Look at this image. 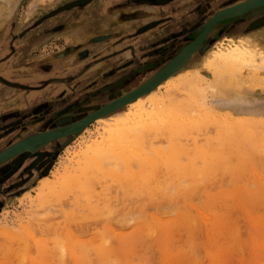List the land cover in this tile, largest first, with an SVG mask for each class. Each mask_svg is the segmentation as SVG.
<instances>
[{
  "label": "rangeland",
  "instance_id": "1",
  "mask_svg": "<svg viewBox=\"0 0 264 264\" xmlns=\"http://www.w3.org/2000/svg\"><path fill=\"white\" fill-rule=\"evenodd\" d=\"M13 1L12 6L0 14V153L27 138L69 129L142 87L179 56L185 45L195 40L199 27L216 11L241 2ZM191 15L193 23L183 22L173 27L174 21ZM248 23L239 33L250 35L252 43L248 45L264 53V26L251 30V22ZM223 33H213L214 36L187 60L185 70L176 71V79L197 72L211 79L212 75L203 68L204 58L215 38ZM148 67L153 69L139 77L138 73ZM262 74L263 80L256 82L257 78H253V74L250 78L246 72L238 78V85L228 84L226 79L228 86H222L215 79L216 91L207 88L204 97L205 111L200 107L199 113L196 108H193L195 114L192 110L189 113V119L197 120L199 128L195 122L191 123L195 126L175 139V143L193 148L195 139L202 145L205 138L216 136L212 119H232L260 124L262 129L259 126L251 131L255 133L254 146L264 148V70ZM130 80L134 83L128 85ZM161 90L159 94L166 95V89ZM184 94L179 98H185ZM127 107L126 104L117 112H126ZM207 115L210 116L204 117ZM98 128V123L92 122L78 135L37 144L0 164V264H62L57 258L59 245L61 250L64 248L60 252H65L63 264H75L76 257L84 264H264V149L257 150L259 156L255 154L256 163L250 161V170L246 166L237 170L239 163L234 158L233 169L215 173L203 182L191 176L178 179L175 174L165 173L159 178L160 182L166 179L165 189L156 187L153 194L128 186L125 189L115 178L110 179L108 173L94 169L90 172L95 182L90 181L87 192L80 194L70 190L66 194L64 191L58 200L50 199L42 205L39 181H56L53 172L63 170L71 160H78L77 156L86 151V144L91 145L92 140L103 141L97 136ZM150 134L145 148L150 157L157 160L153 149L168 152L174 134L160 129ZM241 139L243 146L246 145L242 149L250 151L249 140ZM189 160L187 155L181 157L184 165ZM110 163L103 164L104 171L114 169L121 176L125 173L123 164ZM131 164L132 173H142L145 169L137 159L131 160ZM195 166L202 167V160H196ZM161 171L156 173L160 175ZM157 174L149 175L152 176L149 182L154 177L150 183L152 188L157 184ZM205 177L207 175L203 179ZM182 189H188L183 196ZM117 197L121 213L107 219L106 210L111 206L114 209ZM221 197L222 200L232 197L225 200L233 203L220 201ZM250 197L256 200H248ZM241 201L247 203L241 204ZM96 206L102 210L97 216L93 208ZM70 214L77 218L69 219ZM16 240L21 242V247ZM100 240L106 251L96 253L95 246ZM38 242L46 247L44 253L40 254ZM68 244L76 249L74 254L68 252L71 251ZM55 247L59 250L55 251ZM107 249L112 253L109 259L105 255ZM17 252L22 259L17 258ZM61 253L58 254L60 259Z\"/></svg>",
  "mask_w": 264,
  "mask_h": 264
},
{
  "label": "bare ground",
  "instance_id": "2",
  "mask_svg": "<svg viewBox=\"0 0 264 264\" xmlns=\"http://www.w3.org/2000/svg\"><path fill=\"white\" fill-rule=\"evenodd\" d=\"M242 1H246V0H241V2ZM13 2H14L13 0H0V14L2 11L8 10L12 6ZM241 2L238 1V4ZM258 3L264 4V1H260ZM229 9H231V10H229ZM232 9L233 8H227L224 10L226 12L222 11L223 14L221 15V18H225V17L228 18V15H230V13L232 12ZM252 21H255V20H252ZM233 27H231L230 30H225L224 33L220 37L217 36V38H215L216 40L211 45L209 52L207 54L208 56H206L204 58L205 62L204 61L203 62L205 63V66L203 68L206 71H208V73L210 75H212L211 79H209L210 76H209V78H206L204 75L202 76L201 73H199L197 71H196L197 73H191V74H186V75L184 74V76L179 77L178 79H176V77H177L176 75H178V74H176V73H174L173 75L169 74L158 84V86L155 89H153V88L150 89L152 87V85H150L148 88L144 89L143 93L137 95L133 100L127 102L128 107H127L126 112L125 111L124 112H117V110H118L117 109L114 112L109 111L107 113H104L105 111H108L107 109H109V108L99 112V114H98V116H96V119L94 120V122H97L99 125V128L96 131L98 134L97 136H100L103 141L97 142L96 139L92 140L91 145L88 146L86 144V148H87L86 151L77 156V159L79 158L78 160H76L75 162H73V160H71L70 164L68 166L63 167V170H61V171L58 170L56 172H53L52 175L56 179V181H52L49 179H41L39 181L38 186H39V189L42 191L39 200L41 201L42 205L49 202L50 199H52V200L57 199L58 200L61 193L64 191H66L65 192L66 194L70 190H72V191L77 190L80 192V194H81V192H84V191L87 192V189L90 188L89 184H92V182L90 183V181L91 180L93 181V176H91L90 171H92L94 169L101 171L103 174L108 173V175L110 176V179H111V177L115 178V180H117V182H120L121 185L125 186V189H127V186H128V187H132L134 189L137 188V190L141 193L153 194L154 193L153 191L156 187H158L159 190L165 189L166 183H167V182H165L166 179L163 182L159 181V178L162 175H165V173L175 174L178 177V179L184 178L186 176H191V177L195 178V180L197 182H199V181L203 182L206 180V178L207 179L210 178L215 173L227 172V171H230V169H233V166H232L233 163H231V162L234 158H236L238 160L239 164H238V167H236V169L239 171L241 170L242 166H246L248 168V165H250L252 162L254 164L255 161H253V160L256 159L255 154L258 153L260 150H263L264 148L258 149V148H261L262 145H259L257 147L254 146L256 144V142H255L256 140H255V133L252 132L254 130H252V129H254V128L256 129L259 126H260V129H262V128H261L260 124H258V125L254 124L253 121L252 122L249 121V123H247V122L241 121V120L236 121V120H232V119H230V120L226 119V121H218L217 119H214V121H213V119H212L211 123H213V125L216 127V131H217L215 138H205V142H204L205 144L203 143L202 145H199V143H198L199 141L194 139V141H193L194 144L192 146L193 148H190L191 146L187 147V145H186V147H182L183 145L181 146L180 143L178 145H177V143H175V139L180 137L182 134L187 133L191 129V127L195 126V125H191V123L195 124L197 122V120H196V122L194 121L195 122L194 123V122H192L191 119H189L190 115H191L189 113H192L191 110L193 111L196 108L197 111L199 110L198 113L200 112L201 109H202V111H205V108L203 105L204 97H205L207 88L211 89L212 91L216 89L215 83L217 81L215 82V79H218V82L220 81V85H222V86L223 85L228 86V84L232 85V84H236V83L238 85L239 84L238 78L247 72L248 74H250L249 75L250 78H251L252 74H253V76H252L253 78H257L256 82H261L263 80L262 79L263 74L261 75V71L264 70V53L258 52L257 49H254L248 45V42L252 43L250 35H247L244 33H239L242 30L241 29H234ZM240 28H242V27H240ZM254 35H253V37H254ZM190 47H191L190 45L187 47L188 48L187 51L189 53L190 52L193 53L194 49L190 48ZM189 57L190 56H188L187 58H189ZM258 59H260V61ZM186 62H187V60H186ZM186 62L184 64L183 63L180 64V66H179L180 70L179 71L185 70L184 68H186L185 67ZM194 70H195V68H194ZM247 70H251V71H247ZM188 73H189V71H188ZM225 80L227 81V83L228 82L229 83L227 84L225 82ZM206 86H208V87H206ZM162 88L166 89V95H164V96H162V94L161 95L159 94V92ZM147 89H148V92L146 93L145 91ZM222 89H224V88H222ZM134 91H132V92L134 93ZM161 91H163V90H161ZM132 92H130V94ZM183 94H184L185 98H179V96H181ZM200 107H202V108L199 109ZM202 111H201V113H203ZM206 111L209 112L210 110H207V108H206ZM101 113H104V114L102 115ZM194 114H195V112H194ZM209 114H210V112H209ZM95 115H97V114H95ZM208 116H210V115H207L204 117H208ZM202 122L204 123L205 121L202 120ZM211 123H209V124H211ZM205 125L207 126L208 124H205ZM196 127H197V123H196ZM201 127H203V126H201ZM197 128H199V126ZM207 128L208 127H206V129ZM158 129L165 130L168 133L174 134V135H172V137H171L172 139H171V143H170V147H169L170 150L168 152L163 151L162 149H156V148L153 149V152L158 157L156 160V159H152L150 157V155L147 153V150L145 148V143H147L149 141H147V142H145V141H146L147 136L149 137L151 135L150 133H153V131H156ZM248 133H249L250 137H249V135H247ZM21 135H22V133H21ZM35 136H37V135H35ZM44 136H46V135H44ZM175 136H176V138H175ZM33 137H34V135H33ZM243 137H245L246 139L249 140L248 146L250 145L251 149H253V151H251V149H250V151H248L247 149L243 150L244 147L246 146L245 143H244L245 146H243V139H241ZM234 141H236V143H234ZM238 142L240 144L237 145ZM45 143H47V142H45ZM149 144L150 145H148V146H151V143H149ZM20 145L21 144H19L15 147V148H18V151L20 149H22L21 147H18ZM154 146H156V144ZM253 146L255 149L253 148ZM257 150H258V152H257ZM184 155H187L190 158L189 163L187 165H184L181 162V157ZM258 156H259V153H258ZM133 159L139 160L142 167L147 169L146 171L148 174L143 173V172H145V169H143L144 171L142 173H135V172L132 173L131 160H133ZM199 159L202 160L203 166L200 168H197L195 166V164H196V160H199ZM250 161H251V163H250ZM107 162H111V163H115V164L119 163L118 165L123 164V166H124L123 168L125 169L124 170L125 173L121 176L118 172L113 171L114 169H109L108 171H104V165L103 164H105ZM250 169L251 168H248V170H250ZM156 171H161L160 175H159V172L157 174ZM254 171H252V173ZM154 172H155V174H157V176L155 178H157L158 181H157V184H155L154 187L152 188L151 181L153 180L154 177L149 182L150 178L152 177V176L150 177L149 175H151ZM255 174H256V172H255ZM205 175H207V177H205V179H203ZM109 176H106V177H109ZM154 180L156 181V179H154ZM94 182H95V180L93 181V183ZM57 183H59V185H57ZM187 190L188 189H186V191L184 189H182L180 191V194L184 191L182 193V196H183L187 192ZM45 191H46V193H44ZM190 191H191V189H190ZM82 195H83V193H82ZM82 195H81V197H82ZM128 195H129L128 193L127 194L125 193V196H128ZM245 195H244V197H245ZM89 196H90V192H89ZM113 196L114 195H111V198H113ZM117 196H119V194ZM185 196H187V195H185ZM90 197H92V193H91ZM114 197L116 198V195ZM257 197H258V195H256V198ZM63 198H64V196H63ZM83 198H85V197H83ZM111 198L109 197L108 199L111 200ZM120 198L122 199L123 197L120 196ZM185 198L187 199L188 197H185ZM217 198L215 197L214 200L217 201L216 200ZM226 198H227V200L232 199V197L231 198L229 197V199H228V197H226ZM250 198H248V200H251V201L256 200V199L254 200V198H252V197H250ZM174 199H175V197H174ZM225 199L222 200V197H221V199H219V200L220 201L222 200L223 202H226V203L232 202V201H226ZM235 199H237V198H235ZM238 199L242 200L241 198H238ZM246 199H247V195H246ZM119 200L120 199L118 198L117 201L116 200L115 201L118 202ZM208 200H210V199H208ZM212 200L209 201L210 204H211ZM214 200H213V202H214ZM262 200H260V201L262 202ZM87 201H89V200H87ZM251 201H249V202H251ZM121 202L123 203V199L121 200ZM242 202L247 203V201H241V204H242ZM89 204H90V202H89ZM118 204H119V202L116 205L114 203V209H112L111 208L112 206H111L110 207L111 210H110V208H108L106 206L108 208L106 210V213L108 212L107 213V215H108L107 219H109L110 217L112 219V217L121 213V212H119ZM228 204H230V203H228ZM234 206L237 207V203ZM251 206H254V204ZM93 208H94V214L95 215L96 214L99 215V213L102 212V210L100 211V206H96ZM120 210H121V208H120ZM114 212H116L117 214L116 213L114 214ZM248 213H250V211L247 212V214ZM94 214H93V216H94ZM103 214H104V210H103ZM105 215L106 214H104V216ZM100 216H101V214H100ZM203 216H205V215H203ZM247 217H248V215H247ZM76 218L77 217L75 215H72V214L69 215V219H76ZM201 221H203V220H201ZM251 222H253V221H251ZM251 222H249V223H251ZM257 222H260V221H257ZM251 224H253V223H251ZM253 225H256V224H253ZM256 228H257V226H256ZM256 228H255V230L257 231L258 228L257 229ZM256 231H255V233H256ZM15 238H13V239L15 240ZM260 238H262V237L260 236ZM161 239H162V237H161ZM208 239H209V237H208ZM18 240H16V241H18ZM97 240H99V239H97ZM19 241H21V240H19ZM19 241H18V243H19L18 246L21 247L20 246L21 242H19ZM102 241L103 240H100V244L95 246V248L97 249L96 253L97 252L103 253L104 251H106L104 249V247L102 246L104 243ZM25 244H24V246H25ZM27 245H28V243H27ZM43 245L44 244H42V243H41V245H39V242H38V249H39L40 254L46 248ZM24 246H23V253L26 252V248H24ZM69 246H71V247H69L71 251L68 250V252H73V254H74V251H76V249L75 250L73 249L74 247H72V244ZM25 247H27V246H25ZM57 247H59V249L61 250L60 245ZM69 248L67 246V249H69ZM54 249H56L55 251L59 250L56 247ZM60 250L58 251V253L57 252H55V253H57L58 257L57 256L56 257L58 258V260H61L60 262L63 264V262L65 260V256H64L65 254L63 255V253H65V252H63V253H61V252H62V250L64 251V248H62L61 252H60ZM16 251H17V249H16ZM18 251H22V250L19 249ZM108 251L109 250L107 249V252ZM109 252L105 253V255L108 256L107 259H109V257L112 254ZM21 253L22 252H20V254ZM23 253L21 255H24ZM59 253H61V259L59 258L60 257L58 255ZM253 253H254V251H253ZM262 253H260V254H262ZM15 254L18 255V257L16 256L17 258L20 257L19 252L15 253ZM62 255H63V257H62ZM105 255H103V256H105ZM74 257H76V256L74 255ZM100 258H102L101 255H100ZM19 259H22V258H19ZM262 260H264V259H262ZM103 261H105V260H103ZM256 262H258V261L256 260ZM253 263L254 262H252L250 264H253ZM75 264H84V262L82 260H80L78 257H76L75 258ZM256 264H258V263H256Z\"/></svg>",
  "mask_w": 264,
  "mask_h": 264
},
{
  "label": "water",
  "instance_id": "3",
  "mask_svg": "<svg viewBox=\"0 0 264 264\" xmlns=\"http://www.w3.org/2000/svg\"><path fill=\"white\" fill-rule=\"evenodd\" d=\"M260 1H264V0L243 1L239 4H236L233 6L231 5V6L225 7L222 10L216 11L201 27H199L196 33L197 37L195 38V40L189 43L188 45H185L179 56H177L166 68H164L158 75H156L148 83L140 87V89L138 88L137 90L134 91V93L132 92L131 94L126 95L125 97L105 106L104 108L98 110L97 112L92 113L91 115L79 121L78 123L70 127L69 129L57 132L53 135L38 136L35 138L27 139V140H24V141H21L15 144L11 148L5 151H2L0 153V164L24 151L32 149L37 144L45 143L47 141H52L54 139H59V138L67 137L70 135H78L84 129H86L89 124L94 122V120L96 119V116H98L99 112H101L102 110L109 108L107 109L108 111H105L104 113H107L109 111L114 112L115 110L126 105L127 102L133 100L137 95L143 93L144 89L148 88L150 85H152L150 89L152 88L155 89L158 86V84L166 76H168L169 74L173 75L174 73H176V71L180 69L179 68L180 64L181 63L184 64L186 60H188L192 54H195L196 51H198V49L202 47V45L206 41L211 39L215 33L218 34L220 32H224L225 30H230V28L233 26H234L233 27L234 29H241L240 27L243 28L244 26L248 25V22H251L252 20H255V21L251 22V28H252L251 30L263 27L264 26V4H259L258 2ZM227 8H233L232 12L230 13V15H228V18L227 17L221 18V15L223 14L222 11H224ZM189 45L191 46L190 48L194 49L193 53L190 52L191 54L187 51L188 50L187 47ZM188 56L190 57L187 58ZM145 92L147 93L148 89ZM104 113H101V114L103 115ZM19 144L21 145L18 147H21L22 149L18 151V148H15V147Z\"/></svg>",
  "mask_w": 264,
  "mask_h": 264
},
{
  "label": "crops",
  "instance_id": "4",
  "mask_svg": "<svg viewBox=\"0 0 264 264\" xmlns=\"http://www.w3.org/2000/svg\"><path fill=\"white\" fill-rule=\"evenodd\" d=\"M191 16H187L186 18L182 19V20H177V21H174L173 23V27H175L176 25H181L183 22H189V23H193L194 21H191Z\"/></svg>",
  "mask_w": 264,
  "mask_h": 264
},
{
  "label": "flooded vegetation",
  "instance_id": "5",
  "mask_svg": "<svg viewBox=\"0 0 264 264\" xmlns=\"http://www.w3.org/2000/svg\"><path fill=\"white\" fill-rule=\"evenodd\" d=\"M149 69H153V67L144 68V70H142L141 72L138 73V76H139V77L143 76L144 74H142V73H144L145 71H149ZM140 74H142V75L140 76ZM138 76H136V78H137ZM139 77H138V78H139ZM134 79H135V78H134ZM134 79H133V80H134ZM133 80H130V82L128 83V85H131L132 82H133ZM135 80H136V79H135ZM138 80H139V79H138ZM133 83H134V82H133Z\"/></svg>",
  "mask_w": 264,
  "mask_h": 264
}]
</instances>
